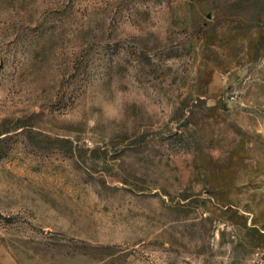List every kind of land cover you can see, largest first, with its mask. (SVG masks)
Listing matches in <instances>:
<instances>
[{"label":"rangeland","instance_id":"rangeland-1","mask_svg":"<svg viewBox=\"0 0 264 264\" xmlns=\"http://www.w3.org/2000/svg\"><path fill=\"white\" fill-rule=\"evenodd\" d=\"M0 264H264V0H0Z\"/></svg>","mask_w":264,"mask_h":264}]
</instances>
